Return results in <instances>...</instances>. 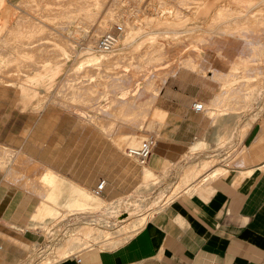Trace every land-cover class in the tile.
Masks as SVG:
<instances>
[{
	"label": "rangeland",
	"instance_id": "374dc122",
	"mask_svg": "<svg viewBox=\"0 0 264 264\" xmlns=\"http://www.w3.org/2000/svg\"><path fill=\"white\" fill-rule=\"evenodd\" d=\"M36 1L40 2L41 0H36ZM58 1L61 2L62 0H52L50 2L58 3ZM100 1L103 2V0H100ZM128 1L127 0H117V1L106 0L105 3L103 2V5L100 4L102 2L100 3L98 2L99 6L92 7L90 9V11L95 13L96 15L89 19L86 17H83L81 14L83 12V15H84L87 10L86 11L81 10L82 12L79 10V12H76L78 16L77 15L75 16V14H72L71 19L68 18V14L66 12H63L65 15L62 13L60 15H56L57 17L56 16L54 17V15L52 17L35 16V18L37 19L36 20L30 17L28 14L30 13V10H32V8H34L35 6L37 7L35 1H32V0H0V25H1L0 26V29H1V32H0V52H1L0 53V57H1L0 58V79L4 76L3 81L0 80V113L3 111L5 105H7L8 103V102L3 103L2 101L4 99H11V97H13L14 99L17 98L16 100L18 102H15V106L19 110L31 111L35 113H38L41 111L52 112V114H50V116L52 117L45 120L46 122L45 125L47 128L43 129L44 132H46L47 130L49 132L51 130H55L56 127L61 126V125L64 127L68 126V135H64V136L46 135L45 136L43 134H39L37 136L39 139V141L36 142V147H38L39 149V151L37 152V155H38L37 158H33L31 152H29L26 149H23V150L19 149L15 151L4 145H0L11 151L8 157L0 160V171L4 172L6 175V169L10 167L14 156L20 153L26 154L30 156L31 158H33L34 160L39 161L50 167H52L50 165L51 163L62 164L64 161H66L65 162L66 164L68 162V169L69 167H72V171L70 172V174L73 175L74 178L78 180H84L87 178V176L90 177V183L81 184L82 186L85 187V188L84 187L82 188L88 191L89 194L91 193L90 195H92V197H99V198L101 197V199L103 200V204H101L99 207L94 208L93 210H90V211H85L82 209H74V207H71V204L73 203L72 197L62 198L61 196H59L57 197V201L55 203L46 205L48 207V210L51 212L48 211L49 213H45L37 217V215H35L38 211L37 207H39L38 205L42 201V198H44L45 196L43 193L46 194V192L48 191L47 186L43 182H40V181L37 183L35 179L34 182H32L31 180L30 181L28 180V184H27L28 189L26 188V186L22 188L21 187L22 181L25 182L29 176L24 177V176L19 175V176H14L10 178L8 177L6 178L5 176V180L7 182L20 187L22 190L28 193L31 192L30 194L34 195L38 199V204L36 206V209L31 215L29 226L31 228H37L38 231L43 236L50 235L52 232L51 231L52 228L56 230L53 233L54 239L52 240L50 245L44 248L42 252H37L31 264H54L64 258L69 257L71 254L82 252L90 248H96L100 250H111V249H114L120 246L142 227V225L145 223L147 219L146 217H148L149 219L151 215H153L155 212H157L162 207H164L167 203H169L171 199H173L174 197L178 195V193L181 191L183 187L188 185L190 182L195 181L202 173H204L205 171L209 169H212V167H215V168L206 175V178L208 180H213L217 178V177H212L211 173L216 169H222L224 170V172L228 171L225 168L234 166L235 163L233 161L236 157L239 156V154H237L235 150L236 147L230 148L223 152L216 151L214 155L208 156L206 158H202L196 162H192L187 166L189 168L190 165L199 163L201 160H209L210 164L209 163L206 164L207 167L205 170L198 172L196 175L191 177V179L187 180L186 182H184L183 180L181 181L182 177H180L178 182H173V183H164V179L167 178V175L164 174L163 176H158L153 171L151 175L153 177L147 178L148 180H146L147 181L146 182L145 181L146 178L144 177L143 172L146 171L148 167L146 165L139 164L137 161H135L132 158L127 157V151H126L127 149H133V148L139 147V145L145 139L146 136H148L149 134H153L152 132H149L153 130L152 128L153 126L151 125L147 129L149 131L148 132L145 131L146 121L149 118L151 107L149 109V112L146 118H144V122L142 123V125H138V128L134 127V124L135 126H137L138 124V121L135 122L138 115L137 113L132 115L130 112L134 111L133 113H135V110H136L135 108L141 105L143 102L144 103L142 105H144L145 102L148 101V99L150 98L152 94V88L148 87L147 83L152 81V79L153 80L156 79L157 76L155 75H157V72H159L158 71L159 68L156 66H153L152 64H150V62H147L148 64L146 62H143L139 66L138 64H135V63L132 64L131 62H130L131 64L127 62H122V64L125 63L123 65L121 63H120L121 65L120 64L118 65L117 63L109 64L106 62H101V63L96 64L97 65L96 66L92 63H87L86 62L87 59L91 56H94V57L102 56L103 57L104 54H98L94 52L95 51L94 50L95 48L93 49L94 45H92V49H91L92 54H90V52H85L84 50L81 49V47L86 46L88 35H90L91 30L95 29L96 25L98 24V21L105 18L104 16L106 15V12H107V15H109V16L106 15L107 19L110 18L111 16L110 14H114V12H116L115 15L116 14L122 15V16L118 15V17H120V19L122 20H126L127 19L126 16H128V18L133 17L137 19L136 22H134V24L138 27H141L142 30L143 28L148 27L145 32H149V31L157 32L159 30L182 31L184 27L189 28L190 26L195 25L197 21L193 19L184 24L181 19L182 16L177 15L175 16V18L173 17L172 19V20L174 19L176 20L175 23L170 24L169 26L161 24L162 26L160 25L159 28H152L150 24L151 22L150 20L153 18H160L159 20H161V16H164V17H166L167 15L169 17L171 16L170 14H167V12L164 11L166 7H171L172 10L174 9V11L176 10L179 11L180 15L182 13H187L186 9H185V12L183 10L185 8L183 4L193 3L195 2V0H182V1L181 0L179 1L178 0H170V1L169 0H151V1L150 0H142V1L141 0L140 1L139 0H128ZM32 2H34L35 5ZM110 5H112L111 8H114L113 10H110V9L108 10V7L110 8ZM182 5L184 7H182ZM55 7H58V6L55 5L53 6V8L51 7V10H54ZM116 8H119V9H116ZM107 10L110 12L111 11H114V12L109 14ZM161 10L164 13H161ZM96 11H99V12H96ZM120 11L121 12L123 11V14L119 13ZM127 11L129 12L127 13ZM135 12L137 13V15H135L136 14ZM11 13H13V15ZM10 14L12 15L11 17L9 16ZM20 21H28L30 23H33L36 26V28H34L36 29V33L34 34L33 32H31L30 30L32 29L29 30V28L23 31V34L26 33L24 34L25 36L19 33L18 34L14 33L13 35V33L7 32L6 28L8 25L10 27H14V26L17 27L18 25L17 23ZM115 24L107 25L106 31L104 32L106 33L108 31H113L115 29V26L121 27L120 26L121 23H118V25L117 24L115 25ZM255 28H256L255 31H257L258 28H260V30L258 29V32L254 31V34L256 35L260 34L261 29H262L261 24H258V28L256 25ZM121 29H122L121 37H123L124 29L122 27ZM43 32H45L46 35L45 34L41 35ZM102 34L104 33L97 35L96 40ZM10 36L12 38H10ZM154 37L158 38L159 36L155 34ZM161 37H162L161 39L165 41L164 39L167 36L161 35ZM176 37L178 38L179 34ZM56 38H58L59 41H56L57 40ZM243 38L246 40V37H240L239 39L241 41L239 40L232 41L228 46H226L223 49V54L227 59H233L236 55L240 54L242 50L244 51L253 50L251 49L250 46H246L245 48H242L244 47L242 44L244 42ZM247 39L251 41L250 38H247ZM96 40L94 42H96ZM142 40H147V38H143ZM196 41L202 44L200 39H197ZM56 42L57 43L59 42V43L57 44ZM131 43L125 42V44H123L121 43V38H120V40L118 41L117 49L114 50L111 54L112 55L121 54V53L127 54L131 52L132 50ZM178 44H176V47L179 46ZM208 45L209 44L204 45L203 48L199 50L200 55L202 56V59H203L200 64V66H202L201 68H203L205 72L207 68H210V67L220 70L222 72L231 71L233 69V66H231L229 63L226 64V61L223 60L217 54L215 48L213 50V46H208ZM53 47H55L56 49ZM69 47L73 49V52H72V49H70ZM163 50L164 51H162V55L164 56L159 54L160 52H156L158 54V55H155L156 53L154 54L156 58L158 56L159 58L160 57L165 58V56H167L165 53L166 52L165 49ZM80 51L81 52L83 51V53H80L81 55L77 54ZM256 51H257V48H256ZM259 55L260 54H256V55L254 54V56L253 55L252 56L254 58H257V56ZM178 59H179V56L175 55V57H173L172 60L167 59L165 63H162V64L165 67H171V66L173 67L177 63ZM101 64L103 66H101ZM114 64H116V66H114ZM145 64H147L148 66ZM149 64L152 66H150ZM106 66L108 70H106L107 69ZM8 67L17 68L16 73L12 72L11 69L9 70ZM132 69L133 71H131ZM178 71H186V70L179 69ZM89 72L90 74H98L96 75V77L98 79L101 77L100 78L101 80L99 79L98 82L100 81L102 82L97 84V81H96L98 80L97 78L94 81L89 79L90 78V77L88 78V76L90 75L88 74ZM186 72H190L193 76L197 77L200 80L209 81V78H208L209 75L206 73H202V71L199 73L197 71L192 72V71L187 70ZM108 73L111 75H109ZM104 74L106 75L108 74L107 79L105 80L102 79V78H106V75ZM246 80L249 82L255 81L254 78H248V76L245 78L244 76L242 77L241 80L236 79L234 82L230 83L229 86L236 88L239 82L241 81L243 82ZM61 81L64 82V84L61 85L62 83ZM91 81H93L94 83L96 82V84L94 85V83H92ZM66 82H69L70 84ZM88 83L89 85L92 83L91 88L87 86ZM211 83L214 87L215 93L212 95V97L210 98L208 102H200V103L203 106L202 114L211 118L212 124L218 130V134L216 135L217 146L224 144L231 137L233 130L237 125L243 124L242 125V128H243L245 123H247L249 120L253 119L252 124L258 120H263L264 81L262 82V84H260L255 89L256 90L255 97L253 98L249 106L245 108V110H242V109L240 110V108L236 109L234 107L235 110H233L234 109L233 108L232 111L230 110V108L228 109V107H225L226 105H224L223 103V99L226 100V98H223L220 104L217 99L218 103L216 104L215 107H212V105H210V102L213 99L214 95L220 92V87L217 86L216 84H213L214 82H211ZM103 84L105 85L103 86ZM68 85L69 86L72 85L73 87L81 88V89L82 87H84V89L82 90L78 89V91L80 90V94L81 95L84 94V96L83 95L82 96L85 97L90 102L84 99L81 95H80L81 97L79 96L80 98L79 97L76 98L78 96V92H76L77 96L73 95L75 97H72L71 93H68L71 91L68 89ZM93 85L95 87H93ZM59 88L61 89V91ZM247 88L244 89L245 91L244 90L242 91L243 98L245 97L246 94H249L250 89L246 90ZM89 89L91 90L90 93H96L93 95L94 98H92V95L91 97L87 95L88 96L87 97L85 95V92L81 93L83 90L87 91ZM110 89H113V90H110ZM143 94L144 95L146 94V95L144 96ZM88 98L89 99L91 98V99L89 100ZM241 98L242 97L240 96V101H242ZM122 99L123 100L125 99V100L123 101ZM128 99L129 100L133 99V100H130L132 104L128 101ZM82 100L83 101L85 100V101L83 102ZM126 100H127V103L129 102L131 104L130 105L131 111L129 109L130 112H127L128 115L126 117L125 116L118 117V116H115L114 114L112 115L109 114L110 112H106L107 107L105 108V106H109L110 105L109 103L116 102L115 104H117L122 101L125 102ZM152 104L150 105L152 106ZM204 104L206 106H204ZM211 108H213L214 110L213 113L210 112ZM231 112H233L234 114H232ZM214 113H216L217 115ZM235 113H238V114L236 115ZM127 119H130V120H127ZM105 122H108V124ZM128 130L131 131L133 134L132 139H125L122 141H120V139H118L117 141L115 140V137L120 136L121 134H123L125 131H128ZM241 132H242V129H241ZM223 134H226L225 138H221ZM118 141L121 142V145ZM122 143L124 144V146L122 145ZM196 148L191 147L190 152H194ZM186 168L184 169L185 172L188 169ZM55 170L57 171V169ZM62 170H64V166L62 167ZM70 174H68V176H70ZM91 176H92V179H91ZM99 178H103L105 180L106 186L104 190L98 195L96 194L94 189H95V186ZM41 183H43L44 185L40 186ZM32 185H34L35 187L34 189L31 190L29 188H32ZM38 185L41 188L44 187L46 189L42 188L40 189V193H38L37 192ZM43 190L44 192H42ZM38 194H41L40 197ZM104 194H118L119 197L116 199L110 200V199H106L104 197ZM52 209H55V212H53ZM143 217H145L144 222L138 225L136 227L137 228L136 230L134 229L133 232L126 233V234L121 232L122 231L121 228H123L125 225L137 220L138 218H143ZM83 224H91L95 228L99 230H103L104 232L95 231V233L93 232V234H90L87 237L78 236V235L71 236L74 234L73 230L79 225H83ZM105 235L107 236L106 238L108 240L103 241V239L105 238ZM68 238L76 239V241L80 243H83L84 241L87 244L84 246H80L79 247L80 249L77 248L73 250L71 253H68L66 257L58 256L57 247L63 241L67 240ZM24 248H26L30 252L36 249L34 245L24 246Z\"/></svg>",
	"mask_w": 264,
	"mask_h": 264
},
{
	"label": "crops",
	"instance_id": "0c3cea01",
	"mask_svg": "<svg viewBox=\"0 0 264 264\" xmlns=\"http://www.w3.org/2000/svg\"><path fill=\"white\" fill-rule=\"evenodd\" d=\"M11 69L16 73L17 68ZM3 78L0 80L3 81ZM214 93L210 81L200 80L186 71H178L165 81L154 103L148 108L151 107V111L145 131L148 132V127L153 126L149 132L156 137V143L145 165L150 174L152 171L158 176L166 174L164 183L178 182L180 177L181 181L186 182L205 170L210 161L201 160L188 168L190 163L212 156L216 151L236 147L240 157L234 159L235 165L225 166L228 171L213 180H208L206 175L215 167L202 173L149 219L146 217L142 227L120 246L111 250L90 248L54 264H264V115L263 120L251 124L244 136L241 137L243 124H239L231 137L217 146L218 130L211 118L191 108L194 102H208ZM16 99L11 97L2 101L8 103L0 113V145L15 151L26 149L33 158H37L39 134L68 135V126L62 125L44 132L43 129L47 128L45 120L52 117V112L19 110L15 106V102H18ZM210 111L213 113V108ZM225 135L221 138H225ZM191 147L197 148L190 152ZM5 151L10 155L9 149L0 146V160L8 157ZM19 157H25L26 161L42 168L34 175L30 167L25 170L18 164ZM33 158L23 153L17 154L6 169V175L0 171V264H31L35 254L50 245L56 231L52 228L50 235L43 236L37 228L29 226L38 199L31 192L7 182L5 176L10 178L20 173L24 177L30 175L21 183L27 185L28 180L36 179L38 183V177L44 176L45 169H48L81 188L84 187L81 184L90 183L89 176L84 180L74 178L70 174L72 167L68 169L66 161L62 164L51 163L52 168ZM240 158L241 161L238 160ZM217 170L220 169L214 170L212 177H215ZM24 185L21 187L24 188ZM34 187L32 185L31 190ZM37 192L40 193L39 185ZM38 195L40 197L41 194ZM44 195L37 213H34L37 217L51 212L46 205L55 203L57 197H70L68 194ZM104 197L113 200L119 195L104 194ZM99 199L103 204L101 197ZM72 201L71 207L74 198ZM52 211L55 212V209ZM66 244L68 239L57 249L68 246ZM30 245L36 247L32 252L24 248Z\"/></svg>",
	"mask_w": 264,
	"mask_h": 264
},
{
	"label": "bare ground",
	"instance_id": "6f19581e",
	"mask_svg": "<svg viewBox=\"0 0 264 264\" xmlns=\"http://www.w3.org/2000/svg\"><path fill=\"white\" fill-rule=\"evenodd\" d=\"M32 1H35L37 7L35 6L36 8L35 7L32 8V10H30V13H28V14H29L30 17H32L34 19H36L35 16H37V17H43V16L52 17L54 15V17H55L56 15H60L63 12H66L68 14V18L71 19L72 18V14H75V16H76L77 15L76 12H79V10L80 11L81 10L82 11H86L87 10L84 15H83V12L82 11H81L82 12L81 14H82L83 17H86V18L89 19V18L94 17L96 15L95 13L91 12L90 9L92 7L99 6L98 5V2L100 0H62L61 2L58 1V3L50 2L52 0H41L40 2H38L36 0H32ZM105 1L106 0H103L104 3H105ZM108 1H111V0H108ZM114 1H117V0H114ZM100 2H102V1H100ZM103 2L100 3V4L103 5ZM32 3L35 5L34 2H32ZM33 4H32V6H33ZM55 5H57L58 7H55L54 10H51V7L53 8V6H55ZM183 5L185 6V8L183 10L185 12V9H186V12L187 13H182L180 15V12L179 11H177V10L174 11V9L172 10L171 7H166L164 9V11L167 12V14H170L171 15L170 17L167 15L169 18L167 16L164 17V16L159 15V16H161V20H159L160 18H153V19L150 20L151 21L150 24H151L152 28H159V26L161 24L162 25L169 26L170 24L175 23L176 20L175 19L172 20V19H173V17L175 18V16H177V15L178 16H182L181 19H182V22L184 24L187 23V22H189L190 20H193V19L194 20H197L195 25L190 26L189 28H185L184 27V29L182 31H172V30L162 31V30H159L157 32H153V31H151V32L150 31L149 32H145L148 27L147 28H143V30H142L141 27L136 26L134 24V22H136L137 19H135V18H133L131 16H129L131 18H128V16H126L127 19L126 20H122V19H120V17H118V15H120V14H116L117 15L116 16L115 15L116 12H114V11H111V12L108 11L109 9L110 10H113L114 9V8H111L112 5H110V8L108 7V10H107L109 12V14L112 13V12H114V14H110L111 15L110 16L111 19L108 18L109 19L108 20L106 18V15H107V12H106V15L104 16L105 18L102 19V20H99L98 21V24L95 27V29L94 30H91L90 35H88V37H87L88 40H87L86 46L81 47V49L84 50L85 52H90V54H92L91 53V49H92V45H94V47H93V49L95 48L94 49L95 50L94 52H96L98 54H104V55H103V57L102 56L101 57L91 56V57H89L87 59V61H86L87 63H92V64L96 65V64L101 63V62H106V63H109V64L110 63H112V64L113 63H117L119 65L120 63L122 64V62H127L129 64L135 63V64H138V66H139L143 62H146V63L147 62H150V64H152L153 66H156V67L159 68V70L157 69L159 72H157V75H155V76H157L156 79L155 80L152 79V81H150V82L147 83L148 87H151L152 88V94H151L150 98L148 97L149 99H148V101L145 102L144 105H142L144 102L141 105H139L138 107H136V105H135V107H136L135 108L136 110L134 109L135 110V113H133L134 111H131V109H130V107H131L130 105L132 104V102L130 100H133V99H130V100L128 99V101L131 104L129 102L127 103V100L125 101L126 103L123 102L125 99L124 100L122 99L123 101L120 102V103H117V104H115L116 102L113 101L114 103H109L110 104L109 106H105V108L107 107L106 112H110L109 114H111V115L114 114L115 116H118V117L119 116L120 117H124V116L126 117L128 115L127 112H130V111H131L130 113L132 115H134V114L137 113L138 116H137L135 122L138 121V124H137V126H135L134 123H132V124H134V127L138 128V125H142V123L144 122V118L148 114L147 113V111L149 110L148 108H149L150 104H152L154 98L156 97L158 91L160 90V88L162 87V85L164 84V82L167 80L168 77L174 76L175 73L179 69H185L186 71L189 70V71H192V72H196L197 71L199 73L202 71V73H206V74L209 75L208 78H209V81L210 82H214L217 86L220 87V92L215 95V97L213 98V100H211V102L213 103L212 107H215L218 102L220 104V102H221V100L223 98H226V100L223 99V103H224V105H226L225 107H228V109L230 108L231 111H232V109L234 107L236 109H239L240 108V110L241 109L242 110H245V108H247L249 106V104L252 102V100H253V98L255 97V94H256L255 93V91H256L255 89L260 84H262V82L264 81V0H195V2H193V3H184ZM183 5H182V7H184ZM56 8H57V10H56ZM119 8H116V9H119ZM162 10H161V13H164V12H162ZM96 12H99V11H96ZM128 12L129 11H127V13ZM169 12H171V13H169ZM119 13H122L123 14V11L122 12L120 11ZM11 14L13 15V13H11ZM11 14L9 15L10 17L12 16ZM67 14H66V16H67ZM135 15H137V13ZM107 16H109V15H107ZM120 16H122V15H120ZM73 19H74V17H73ZM115 23L117 25H118V23H121V25L120 24L119 25L124 29L123 30L124 36L121 37L122 36V29L120 27L121 32L118 35V37H117V39L115 41V44L112 47V49H110L109 51H99V50H97L96 49V42H94L96 40L97 35H99L101 33H105L104 31H106V26L107 25H113ZM17 24H18L17 27H15V26L14 27H10L9 25H8L9 26L8 27L6 25L7 26V28H6L7 32L8 33H13V35H14V33H16V34L19 33V34L24 35L26 33L23 34V31L25 29L29 28V30L32 29V30H30L31 32H33L34 34L36 33V29H34V28H36V26L33 23H30L28 21H20ZM258 24H261L262 29H261V33L258 34V35H256V34H254V31L256 30V28H255L256 25H257V28H258ZM115 27H119V26H115ZM258 29L260 30V28H258ZM258 29L255 32H258ZM0 32H1V29H0ZM44 34L46 35L45 32H43L41 35H44ZM155 34H157L159 36L158 37L159 39L156 38V37H154ZM178 34H179V37L177 38L176 36ZM161 35H166L167 36L164 39L165 41H163L161 39L162 38ZM15 37H16V35H15ZM56 37H58V36H56ZM238 37L239 38L240 37H246V40L243 38L244 39L243 40L244 42L242 44H243L244 47H242V48H245L246 46H250L251 49H253V50H250V51L249 50H247V51L246 50L245 51L242 50L241 53L238 54V55H236L233 59H227L224 56V54H223V49L226 46H228L232 41H236V40L241 41ZM10 38H12V37L10 36ZM120 38H121V43H123V44H125V42L126 43H129V42L131 43L132 42L131 43L132 44V50H131V52H129L127 54L121 53V54L112 55L111 53L114 50H116L117 47H118V41L120 40ZM143 38H147V40H142ZM247 38H250L251 41L249 39H247ZM13 39H14V37H13ZM56 39H57L56 41H59L58 38H56ZM197 39H200L201 42H202V44H200L199 42H197L196 41ZM193 40H195V41H193ZM176 44H178L179 46L176 47ZM207 44H209L208 46H213V50L215 48L217 54L223 60L226 61V64L229 63L231 66H233V69L231 71L222 72L220 70H217V69H214V68H211L210 67V68H207V70L205 72L204 69L201 68L202 66H200V64H201V62H202L203 59H202V56L200 55L199 50H201L203 48V46L204 45H207ZM5 47H7V46H5ZM53 48H55V47H53ZM69 48L72 49L71 47H69ZM206 48H208V47H206ZM256 48H257V51H256ZM163 49H165V51H166L165 53H166L167 56H165V58L164 57L163 58H161V57L159 58V56L156 58L155 55H158L156 52H160L159 54L162 55V51H164ZM15 52H16V50H15ZM72 52H73V49H72ZM256 52H258V53H256ZM80 53H83V51L82 52L80 51L77 54L81 55ZM254 54L255 55L256 54H260V55L257 56V58H254L253 57ZM175 55H178L179 56V59H178V61H177V63L175 65L173 64L174 65L173 67L172 66L171 67H165V66H163L162 63H165V61L167 59L172 60L173 57H175ZM162 56H164V55H162ZM48 62H50V61H48ZM36 63H38V62H36ZM123 64H125V63H123ZM147 64H145V65H147ZM6 65H5V67H6ZM152 65H150V66H152ZM101 66H103V65L101 64ZM114 66H116V64H114ZM127 66H128V64H127ZM8 68H9V70L11 69V67H8ZM106 68H107V66H106ZM110 68H112V67H110ZM11 70H13V69H11ZM106 70H108V68ZM95 71H97V70H95ZM131 71H133V69ZM144 72H145V70H144ZM9 73H10V71H9ZM85 73H87V72H85ZM91 73H93V72H91ZM98 73H99V71H98ZM103 73H105V72H103ZM88 74H90V72ZM96 75H98V74H90L88 76V78L90 77L89 79H91V80L94 81L97 78ZM104 75H106V74H104ZM107 75H106V78H102V79H104V80L107 79ZM109 75H111V74H109ZM9 76H10V74H9ZM244 76H245V78L247 76H248V78H254L255 81L254 82H249L247 80L246 81H243V82L241 81V82H239V84H237V87L236 88H234L232 86H229L230 83L234 82L236 79H240L241 80L242 77H244ZM99 79L96 80L97 81V84L100 83V82H102V81L98 82ZM66 81H68V80H66ZM93 81H91V82L94 83ZM66 83H69V82H66ZM62 84H64V82H62L61 85ZM95 84H96V82L94 83V85ZM105 84H103V86ZM90 85L88 83L87 86H89L91 88L92 85L91 86ZM94 85H93V87H95ZM226 85H228L227 88H226ZM64 86H66V85H64ZM70 86L68 85V89L71 90V91L68 92V93H71V96L72 97H75V96H77V93L76 92H78V96L76 97V98H78L81 95L80 94V90L78 91V89H81V88H76V87H73L72 85H70ZM70 88H72V89H70ZM74 88H76V89H74ZM245 88H247L246 90H248V89H250V90H249V94H246L248 96L245 95V97L243 98V92L242 91ZM82 89H84V87H82ZM116 89H118V88H116ZM89 90H87V91L86 90L85 91L83 90L81 93L85 92V95L86 96L88 95L89 97H91V95H92V98H94L93 95L96 94V93H90L91 90L90 91ZM110 90H113V89H110ZM60 91H61V89H60ZM101 92H102V90H101ZM105 92H106V90H105ZM244 94H245V92H244ZM73 95H75V96H73ZM82 95L84 96V94H82ZM69 96H70V94H69ZM240 96L242 97L241 98L242 101H240ZM83 98L86 99L85 97H83ZM217 99H218V102H217ZM117 100H115V101H117ZM88 102H90V101H88ZM111 102H112V100H111ZM211 102H210V105H211ZM204 106H206V105L204 104ZM235 108L233 110H235ZM129 109H130V111H129ZM104 111H105V109H104ZM104 111H102V112H104ZM239 112H241V111H239ZM231 113H233V112H231ZM130 117H132V116H130ZM134 117H136V116H134ZM134 117H133V119H134ZM114 120H116V119H114ZM127 120H130V119H127ZM252 122H253V119L252 120H249L247 123H245V125L242 128V136H244L246 134V132L249 129V127L251 126ZM105 123L108 124V122H105ZM98 125H100V124H98ZM109 128H110V126H109ZM132 135H133L132 132L128 130V131H125L120 136L115 137V140L117 141L118 139H120V141H122V140H125V139H132V137H133ZM119 143L121 145V142H119ZM122 145L124 146L123 143H122ZM5 152H7V151H5ZM4 154H7L8 155V152L7 153H4ZM244 155H243V158L242 159L245 158ZM241 157H242V153H241ZM238 160L241 161V158L238 159ZM29 161H30V159H29ZM18 162L17 163L20 164V166L23 169H25V170L28 169V168L26 169V167H30L31 168V172L34 175L36 174V171L39 168H42V166H38L36 164L34 165L33 163H30V162L26 161L25 157H21ZM243 162H245V161H243ZM16 169L20 170V168H16ZM223 172H224V170H221V169L220 170H217V172L214 174V176L215 177H219V176H221V175H223V174L226 173V171L224 173ZM19 175H21V173ZM23 175H24V173H23ZM151 175L152 174H150L148 170L144 171V177L146 178L145 181L148 180L147 178L153 177ZM38 178L46 186H47V184H50V186H47L48 191L46 192V194H68V196L73 197L74 200H75V202L73 204L74 209H82V210H85V211H90V210H93L94 208L99 207L102 204V201L98 197H92V195H90L91 193L89 194L88 191H86L85 189L81 188L77 184H74V183H72L70 181L64 180L63 178H61L60 176L54 174L53 172L49 171L48 169H45L44 176H40ZM150 180H149V182H150ZM32 182H34V181H32ZM43 183H41L40 186L44 185ZM23 185L24 184H22V186ZM25 186H27V185L25 184L24 187ZM42 188L43 189H46L44 187H42ZM42 188L40 187V189H42ZM29 189H31V188H29ZM42 192H44V190ZM43 194H45V193H43ZM144 218L145 217L138 218L137 220H135L133 222H130L129 224L125 225L123 228H121L122 229L121 232H123L125 234L132 232L138 225H140V224H142L144 222ZM73 231H74V234L71 235V236L78 235V236H85V237H87L90 234H93V232L95 233V231H97V230H96V228H94L90 224H83V225H79L78 227H76ZM106 237L107 236L105 235L104 240H108ZM86 244L87 243L84 242V241H83V243H80V242L76 241V239L68 238V244H66L68 246L60 247L59 249H57L58 250L57 251V254H58V256H62V257L65 256L66 257V255H68V253H71L73 250L79 248L80 246H84Z\"/></svg>",
	"mask_w": 264,
	"mask_h": 264
},
{
	"label": "built area",
	"instance_id": "2783aa9c",
	"mask_svg": "<svg viewBox=\"0 0 264 264\" xmlns=\"http://www.w3.org/2000/svg\"><path fill=\"white\" fill-rule=\"evenodd\" d=\"M120 27H115L113 31H108L102 34L96 41V49L99 51H109L115 44V41L120 34ZM192 110L196 113L203 112V106L200 102H194L191 106ZM156 143V137L153 134H149L141 142L139 147L133 149H127V157L134 159L141 165H145L147 158L153 146ZM106 186L104 179H99L95 186L94 191L96 194H100ZM79 253V252H78ZM79 261V259H77Z\"/></svg>",
	"mask_w": 264,
	"mask_h": 264
}]
</instances>
